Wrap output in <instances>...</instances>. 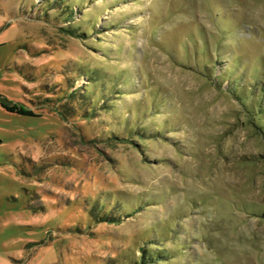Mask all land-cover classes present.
I'll use <instances>...</instances> for the list:
<instances>
[{
    "label": "rangeland",
    "instance_id": "374dc122",
    "mask_svg": "<svg viewBox=\"0 0 264 264\" xmlns=\"http://www.w3.org/2000/svg\"><path fill=\"white\" fill-rule=\"evenodd\" d=\"M263 86L264 0H0V264H264Z\"/></svg>",
    "mask_w": 264,
    "mask_h": 264
},
{
    "label": "trees",
    "instance_id": "16d2710c",
    "mask_svg": "<svg viewBox=\"0 0 264 264\" xmlns=\"http://www.w3.org/2000/svg\"><path fill=\"white\" fill-rule=\"evenodd\" d=\"M95 79V78H94ZM84 89V88H83ZM86 92H88V90H89V92H90V94H92V92H91V89L90 88H86ZM260 92L262 93V94H264V86L263 87H261V90H260ZM74 91H72L71 92V95L73 96L74 95ZM239 96V95H238ZM240 97V96H239ZM107 99V102L110 100H108V98H106ZM243 99V98H242ZM94 100H91L90 102H89V106H88V111H87V113H85L87 116H85L89 121L93 118V114L95 113V108H94ZM2 106L4 107V108H6L8 111H11V112H14V113H19V114H25V115H35V113H34V111L33 110H31V109H28V108H26L23 104H20V103H13V102H9V101H2ZM100 107H102L101 105H100ZM103 109H106V108H103ZM259 127H261V129L264 131V121L261 123V124H259ZM157 261H159V259H157L156 257H155V255H153V256H150L149 255V258L147 259V261H145V262H143V263H141V264H148V263H150V264H156L157 263Z\"/></svg>",
    "mask_w": 264,
    "mask_h": 264
}]
</instances>
